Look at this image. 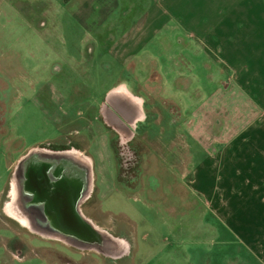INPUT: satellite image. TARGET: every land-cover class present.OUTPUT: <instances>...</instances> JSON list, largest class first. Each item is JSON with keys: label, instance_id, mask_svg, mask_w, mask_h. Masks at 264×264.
<instances>
[{"label": "crops", "instance_id": "0c3cea01", "mask_svg": "<svg viewBox=\"0 0 264 264\" xmlns=\"http://www.w3.org/2000/svg\"><path fill=\"white\" fill-rule=\"evenodd\" d=\"M55 1L74 13L86 12V18L94 20L77 21L85 32L79 42L86 44L80 52L59 55L64 64L54 63L52 73L114 75L116 67L118 75L102 92L86 79L69 85L50 81L34 89L35 105L46 119L48 135L43 141L9 150L11 139L4 141L0 264H4V253L19 262L28 257H19L23 244L31 250L29 256H39L49 264H178L183 253L176 249L171 252L167 248L171 245H164L156 237L141 212L116 198L123 193L117 188L118 176L111 166L117 171L121 168L122 161L119 166L117 161L118 154L126 153L124 144L135 137L149 140L148 132L140 129L150 119L148 95L155 97V92L163 91L166 76L177 84L173 111L178 119L172 121L179 126L175 127L174 139L180 143L174 156L175 171L179 176L182 171L194 172V177L187 180L194 191L208 186L201 178L204 169H213L208 146L200 144L206 149L205 168H199L193 158L200 136L196 125L198 88L194 85H199L197 77L205 69L220 72L222 78L202 85L211 91L222 86L224 91L235 92L242 103L239 115L246 116L250 109L254 116L248 130L244 127L231 136L228 132L220 136L224 143L221 151L229 153L225 145L231 138L238 143L233 149L239 153L242 149L248 156L244 165L261 162L258 151L264 148V121L258 115H264V0H195L197 4L193 0H158L125 24L105 21L113 12V4L104 9L106 14L96 16L99 8L88 6L86 0ZM168 5L175 6L179 15L170 16ZM124 9L122 13L127 16L133 5ZM168 26L169 35L179 44L171 58L159 47ZM142 51L148 54L143 56ZM181 52L191 59L190 67H177L175 59ZM166 59L170 60L169 67ZM137 76H145L140 89L135 85ZM98 176L103 185H96ZM207 179L214 184V179ZM184 182L181 178L169 184L164 181L174 187H185ZM177 194L183 197L180 191ZM23 236L30 238L24 241ZM9 241H18L19 245L11 247ZM66 250L73 255L68 256ZM91 253L99 259L93 256L84 262L83 257Z\"/></svg>", "mask_w": 264, "mask_h": 264}, {"label": "rangeland", "instance_id": "374dc122", "mask_svg": "<svg viewBox=\"0 0 264 264\" xmlns=\"http://www.w3.org/2000/svg\"><path fill=\"white\" fill-rule=\"evenodd\" d=\"M157 1L86 0L85 3L99 8L94 12L96 16L106 14L104 9L113 4V12H110L105 21L113 19L125 24L126 20H135L143 10ZM193 3L197 4L195 0ZM126 5H133V10L127 16L122 13ZM167 8L170 16L179 15L175 6L168 5ZM80 19L94 20L93 17L86 18V12L74 13L55 0H0V170L3 166V152L7 149L5 140L11 139L9 150L43 141L48 135L46 119L33 98L37 86L50 81H64L69 85L73 82L82 83L86 79L102 92L118 75L116 67L114 75L93 74L89 77L69 71L64 76L52 73L54 63L61 66L64 64L59 55L80 52L85 46L86 43L79 42V38L85 37L83 28L77 23ZM169 28L166 27L159 47L171 58L175 53V46L179 44L174 43V38L169 35ZM147 54L148 52L142 51L141 55ZM175 62L177 67L185 69V66L190 67L188 64L191 59L189 56L184 57L181 52ZM169 64L170 60L166 59V67ZM197 70L200 72V67ZM210 71L206 72L205 69L203 75L197 77L199 85H194L198 88L199 116L196 125L200 136L194 146L193 158L199 168H205L206 149L200 144L208 146L207 151L211 152L214 162L213 169H204L206 174L203 172L201 175L204 178L202 181H206L208 186L194 191L187 182L194 177V172L182 171L179 176L178 171H175L174 156L178 153L180 143L179 139H174L175 127L179 126L177 121H172V118L178 119L173 111L177 84L165 76L167 84L161 85L163 91L155 92V97L148 95L147 116L150 119L140 126V129L148 132L149 142L133 138L129 144H124L127 145L124 148L126 153L122 156L118 154L117 162L119 166L122 161L121 168L117 171L116 166H111L119 179L117 188L123 193V196L116 194V198L129 202L133 211L141 212L140 215L150 223L156 237L161 238L164 245H171L167 247L171 252L176 249L183 253L182 257H178V264H206V260L209 261L208 264H264V148L258 151L260 163L249 162L246 165L248 156L242 149L241 153L238 149H233L238 144L235 140L230 138L228 145H225L228 146L229 153L221 151L224 143L222 144L220 136L227 132L231 136L244 127L246 130L251 128L253 113L247 109L245 118L239 115L242 103L238 101L235 92L224 91L222 86L219 90H209L204 85L205 82L222 78L220 72L214 74ZM208 72L210 75H207ZM144 77L137 76L138 84L136 81L135 85L139 89ZM259 117L263 122L264 115H258ZM6 133L9 135L6 136ZM41 145L52 144L42 142ZM183 159H186L185 155ZM163 166H166L165 169ZM207 177L214 179L213 185L209 179L205 180ZM177 178H181L183 182L185 180L187 185L184 182L185 187H174L164 183L169 184V181ZM96 182L97 186L103 185L100 176ZM179 191L182 198L177 194ZM29 238L23 236L24 241ZM9 243L11 247L19 245L18 241ZM65 253L73 255L68 250ZM169 253L170 251L167 254ZM18 254L19 257H28L19 262L4 253V264L11 261L14 264H49L39 256H29L31 250L24 244ZM93 256L99 259L96 255ZM93 256L92 253L84 256V262L90 261L89 258ZM223 258L229 259V262ZM58 259V263H61V259Z\"/></svg>", "mask_w": 264, "mask_h": 264}]
</instances>
